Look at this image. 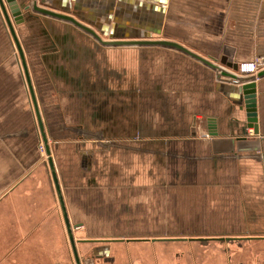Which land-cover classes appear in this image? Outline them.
<instances>
[{"label": "crops", "instance_id": "0c3cea01", "mask_svg": "<svg viewBox=\"0 0 264 264\" xmlns=\"http://www.w3.org/2000/svg\"><path fill=\"white\" fill-rule=\"evenodd\" d=\"M67 2L105 41L145 40L139 34H152L153 40L178 42L210 60L226 45L236 49L239 63L264 60V0ZM37 3L61 11V0ZM31 12L15 28L76 238L160 240L130 244L138 250L133 264H177L162 255L165 250L199 251L181 264H227L219 244L209 243L213 253L205 254L200 242L169 239L264 235V76L256 79L255 132L245 107L228 94L232 80L220 79L218 70L191 55L159 45H104L71 22ZM103 26L107 35L97 29ZM12 46L0 7V58L11 55ZM29 102L40 144L31 96ZM41 163L0 164V264L61 259L55 241L45 243L43 237L55 219L59 226L58 217L67 234L47 164L56 216L44 213L50 196L33 195L26 206L28 201L9 195L37 183L42 173L33 171ZM21 168L24 174L7 181L6 171ZM29 222L38 223L31 242L23 238ZM143 249L152 250L153 259L142 256Z\"/></svg>", "mask_w": 264, "mask_h": 264}, {"label": "rangeland", "instance_id": "374dc122", "mask_svg": "<svg viewBox=\"0 0 264 264\" xmlns=\"http://www.w3.org/2000/svg\"><path fill=\"white\" fill-rule=\"evenodd\" d=\"M256 60V59H254ZM241 63V62H240ZM246 76V75H245ZM26 77L24 74L23 66L20 60L19 52L16 48V45L13 41V46L11 50V55L6 58H0V164L17 166L27 165L30 167L35 162L41 159L42 163L40 166L33 171V174L42 173L41 178L38 182L28 187L27 189L21 191L20 188L13 190L9 195L16 196L22 200L28 201L24 203L26 206L32 205L29 203L30 197L31 200L33 195H40V197H51V203L44 206V213L52 212L53 216L59 213L58 205H56L55 200L53 199V191L51 188L50 178L47 175V166L46 161L47 155L45 153V148L41 149L43 142L39 144L38 138L35 134V122L32 117V109L30 107V92L27 87ZM29 96V98H28ZM32 117V124L30 118ZM44 118V116H43ZM37 123V121H36ZM38 126V123H37ZM39 128V127H38ZM25 135V136H24ZM23 138V139H21ZM15 168V167H13ZM25 170L21 168L20 171L12 169L11 171H6L7 181L14 182L15 179L24 174ZM33 174L29 176L34 177ZM0 175H4L3 171H0ZM8 175L11 177L8 179ZM58 198V197H57ZM34 200V199H33ZM59 202V201H58ZM23 205V206H24ZM26 208V207H25ZM28 208V207H27ZM28 210V209H27ZM59 216V215H58ZM59 218V226L57 227V219H55L54 224L51 222L52 229L48 234H45L44 241L52 242V239L55 241L57 247L60 248V258H55L50 263L47 264H74L73 256L70 250L69 241L67 239V234L63 228L62 220ZM38 223H34L32 226L29 222V229L27 236L23 238L27 239L28 242L35 241V231ZM33 232V233H31ZM234 236H248V234H221V235H199V236H188V237H200L204 240H195V242H200L204 246V253H213L210 249L212 248L209 243L219 244L222 253H226V247L229 244L231 246L230 250H233L235 253V258L237 259H246L252 257L247 250H243L244 246H241L238 243L229 242L225 238L234 237ZM163 237V236H156ZM178 237V236H172ZM210 237H216V239H209ZM79 239H85L83 236L77 235ZM39 240V239H38ZM15 243V242H14ZM258 244L260 242H257ZM94 246L92 244H83L81 245L82 258L85 263H87L89 256L94 252ZM249 247V246H248ZM46 248V247H45ZM250 248H261L250 247ZM47 251V249H46ZM48 252V251H47ZM219 252V253H220ZM193 253L199 254V251H193ZM216 253V252H214ZM258 254H254L252 258H258ZM97 261V260H96ZM101 262V261H97Z\"/></svg>", "mask_w": 264, "mask_h": 264}, {"label": "water", "instance_id": "95a60500", "mask_svg": "<svg viewBox=\"0 0 264 264\" xmlns=\"http://www.w3.org/2000/svg\"><path fill=\"white\" fill-rule=\"evenodd\" d=\"M162 2H165V0H160ZM61 11H55V10H49L47 8H43L38 5L37 0H34L33 3H30V0L26 1H20V0H0V7L2 10V13L5 17V20L7 22L9 31L11 33V36L13 38V41L16 45V48L19 52L20 60L23 66L24 74L26 77L28 89L30 92V96L32 99L33 107L35 110V115L38 123V127L41 133L42 141L45 148V153L47 155L48 159V165L51 173V179L55 186L59 204L61 207V211L63 214L64 223L66 226V231L68 235L69 242L72 247L73 255L76 260L77 264H81V258L79 255V251L77 248V239L74 234V226L70 221L67 207L65 204L61 182L59 179V175L57 172V168L55 165V160L52 153V148L49 142V137L47 133V127L43 118V114L41 112V108L39 106V102L37 99L36 91L34 88L32 76L30 74L28 62L26 59L25 51L23 48V45L20 41V38L18 36L17 30L15 28V24H21L24 23L29 17H32L33 14L31 11L36 12L38 14H43L46 16H50L53 18H57L60 20H64L67 22H71L72 24L76 25L77 27L81 28L82 30H85L88 33H91L93 36H95L100 42H102L104 45H159V46H166L171 48H176L178 50H181L192 57L200 60L204 64L210 66L211 68L219 71V77L220 79L229 78L232 80L233 86L230 87V94L232 98L238 99V103L246 109L247 113V121L249 123L250 127H253L255 129V132H258V126H257V90H256V79L261 78L264 76V69L260 70L257 74L253 75H241L239 74V65L240 63L235 60L236 57V49L232 46L226 45L223 49V52L219 58H216L214 60H210L208 58H205L196 52L190 50L189 48L185 47L184 45L171 41V40H153V36L139 34V36L142 38L144 37L145 40H109L105 41L102 40L99 33L92 27L85 25L82 23L78 18H81L80 15L77 12V7H74V11L71 9V5L67 0H61ZM68 3V4H64ZM112 4L114 1L111 2ZM162 19L157 21V24L159 27L153 30V32L160 34ZM101 34L107 35L108 27H98L97 28ZM112 39H115V35H111ZM122 39V38H121ZM240 85L239 87H236L235 85ZM213 127V126H212ZM211 130V129H210ZM212 136H218V132L215 130H211ZM231 239V238H228ZM199 240H204V238H200Z\"/></svg>", "mask_w": 264, "mask_h": 264}, {"label": "flooded vegetation", "instance_id": "af4514ba", "mask_svg": "<svg viewBox=\"0 0 264 264\" xmlns=\"http://www.w3.org/2000/svg\"><path fill=\"white\" fill-rule=\"evenodd\" d=\"M231 238V239H228ZM225 238L227 240V243L234 242L238 243L241 246H244L243 250H247L249 254L253 257L254 254H258V258H244V259H237L235 258V253H233V250H228L226 247V255H227V264H264V235H248V236H234V237H228ZM68 239V236H67ZM77 239V238H76ZM178 239V240H173ZM200 237H172L169 240L171 242H184L185 241H195L199 240ZM209 239H216V237H210ZM156 240V241H155ZM154 241H149V238H134V237H127V238H85V239H77V248L79 251V255L81 258V264H133V260L136 257L138 250H134L130 248V244L134 243V247L136 248L138 242H153L156 243L157 241H160L159 239H155ZM69 241V239H68ZM257 242H260L259 244ZM83 244H92L94 246V252L91 256H89L87 263L83 261L82 253H81V245ZM70 250L73 256L74 264L76 263V260L73 255L72 247L69 242ZM249 246V247H248ZM257 247L260 246L261 248H250V247ZM242 248V247H241ZM193 252V251H190ZM164 256H169V258L175 259L177 264H181L180 260L184 257L193 259V256L189 251L188 252H180V251H169L165 250L161 252ZM141 255L148 257L149 259H153V251L146 249L141 250ZM159 257V256H158ZM101 262H97V261ZM145 260V259H144ZM147 260L145 262L147 263ZM153 263V260L149 261Z\"/></svg>", "mask_w": 264, "mask_h": 264}, {"label": "built area", "instance_id": "2783aa9c", "mask_svg": "<svg viewBox=\"0 0 264 264\" xmlns=\"http://www.w3.org/2000/svg\"><path fill=\"white\" fill-rule=\"evenodd\" d=\"M264 66V60L256 59L246 62H241L239 65V74L253 75L257 74Z\"/></svg>", "mask_w": 264, "mask_h": 264}, {"label": "bare ground", "instance_id": "6f19581e", "mask_svg": "<svg viewBox=\"0 0 264 264\" xmlns=\"http://www.w3.org/2000/svg\"><path fill=\"white\" fill-rule=\"evenodd\" d=\"M27 82V81H26ZM42 146V148L41 149H44L43 147H44V144L43 145H41ZM46 164H47V166L49 167V165H48V160L46 161ZM50 170V169H49ZM55 187V186H54ZM55 191H56V189H55ZM56 194H57V192H56ZM57 197H58V195H57ZM59 201V200H58Z\"/></svg>", "mask_w": 264, "mask_h": 264}]
</instances>
